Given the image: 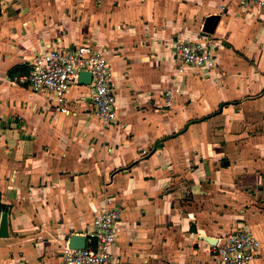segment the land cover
<instances>
[{
    "label": "crops",
    "instance_id": "0c3cea01",
    "mask_svg": "<svg viewBox=\"0 0 264 264\" xmlns=\"http://www.w3.org/2000/svg\"><path fill=\"white\" fill-rule=\"evenodd\" d=\"M242 2L0 0V264H61L106 194L121 210L118 264H217L210 245L237 228L264 264V16ZM212 15L216 66L179 72L172 45L204 37ZM84 40L110 64L108 127L87 85L58 108L10 83L15 66Z\"/></svg>",
    "mask_w": 264,
    "mask_h": 264
},
{
    "label": "built area",
    "instance_id": "2783aa9c",
    "mask_svg": "<svg viewBox=\"0 0 264 264\" xmlns=\"http://www.w3.org/2000/svg\"><path fill=\"white\" fill-rule=\"evenodd\" d=\"M242 1L244 9L248 4L257 11H251V15L264 16V0ZM171 52L179 72L184 67L212 69L216 66V46L207 35L177 40ZM81 72L91 74L87 86L95 117L105 127L114 125L117 118L116 96L111 84L110 64L87 40L68 49L56 48L37 54L31 60L28 72L13 76L10 83L34 93L50 94L59 108L71 86L78 84ZM171 97V91H167L165 99L168 107ZM112 204L113 197L106 194L104 205L94 214L93 230L86 236L85 247L74 250L67 245L62 252L61 264H118L113 259L111 247L117 237L121 210ZM259 249L258 239L244 228L230 231L210 245L217 264H250L258 258Z\"/></svg>",
    "mask_w": 264,
    "mask_h": 264
},
{
    "label": "water",
    "instance_id": "95a60500",
    "mask_svg": "<svg viewBox=\"0 0 264 264\" xmlns=\"http://www.w3.org/2000/svg\"><path fill=\"white\" fill-rule=\"evenodd\" d=\"M219 19H220L219 16L216 15L207 17L203 23L202 33L207 36L213 35L216 30ZM90 81H91L90 73L88 72L80 73L78 84L89 85ZM7 236H8V214L2 213L0 215V238H5ZM86 241H87L86 236L73 235L69 238L68 247L74 250L83 249L86 245Z\"/></svg>",
    "mask_w": 264,
    "mask_h": 264
},
{
    "label": "trees",
    "instance_id": "16d2710c",
    "mask_svg": "<svg viewBox=\"0 0 264 264\" xmlns=\"http://www.w3.org/2000/svg\"><path fill=\"white\" fill-rule=\"evenodd\" d=\"M0 17H1V6H0ZM27 72H28V69L24 70L22 66H15L8 72V74L10 77H13L15 75L24 74ZM3 212H6V207L0 204V213H3Z\"/></svg>",
    "mask_w": 264,
    "mask_h": 264
},
{
    "label": "rangeland",
    "instance_id": "374dc122",
    "mask_svg": "<svg viewBox=\"0 0 264 264\" xmlns=\"http://www.w3.org/2000/svg\"><path fill=\"white\" fill-rule=\"evenodd\" d=\"M174 65L176 66V64L174 63Z\"/></svg>",
    "mask_w": 264,
    "mask_h": 264
}]
</instances>
